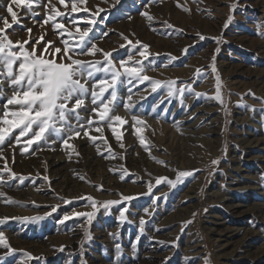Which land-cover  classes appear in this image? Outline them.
<instances>
[{"label": "rangeland", "instance_id": "374dc122", "mask_svg": "<svg viewBox=\"0 0 264 264\" xmlns=\"http://www.w3.org/2000/svg\"><path fill=\"white\" fill-rule=\"evenodd\" d=\"M47 2L41 0L32 13L13 5L20 23L6 30L14 42L29 39L27 28L33 41L43 35L37 54L45 41L62 49L65 39L78 42V34L69 38L67 31L58 34L51 21L43 24ZM9 3L0 0V16L11 23ZM52 3L65 13L57 21L74 33L68 20L76 17L83 31L84 18L98 12L91 42L111 52L118 67L129 54V66L143 60L138 54L143 49H134L124 37L133 44L139 40L149 45V58L143 60L149 77L176 80L178 88L191 84L193 91L170 97L164 88L153 92L149 81L118 82L112 115L126 123L111 126L89 111L95 107L89 96L80 115L97 123L88 136L82 132L69 140L75 151L50 137L56 142L22 152V146H13L14 130L2 154L17 177L4 172L0 182V231L15 251L0 247V264H264V0H87L81 7L89 12L71 15L70 0H65L67 9L59 0ZM77 58L104 60L100 53ZM217 74L223 104L211 98ZM93 83L88 80L87 86ZM3 88L0 116L13 94L7 81ZM129 94L131 110L125 106ZM133 117L145 123L137 125ZM92 136L98 139L93 142ZM3 164L0 159V172ZM177 170L195 171L175 187L156 183L157 177L176 181ZM121 194L134 199L123 201ZM88 196L97 201L95 210L91 201L81 199ZM108 200L122 202L105 209L100 202ZM93 211L91 221L70 215ZM66 215L70 218L64 220Z\"/></svg>", "mask_w": 264, "mask_h": 264}, {"label": "snow or ice", "instance_id": "6c2138e0", "mask_svg": "<svg viewBox=\"0 0 264 264\" xmlns=\"http://www.w3.org/2000/svg\"><path fill=\"white\" fill-rule=\"evenodd\" d=\"M71 10L69 15L72 13H78L84 11L89 12L87 7H81L85 5L87 0H70ZM41 0H10V3L6 6L7 13L11 16V23L7 17L0 16V98H3L4 82L7 81L9 86L13 89V94L7 98L4 106L2 116H0V159L4 160L3 172H0V182H3L4 172L10 173V177H17V174L8 167L7 158L3 156V145L6 139L10 137V134L14 130H18L16 136L13 138V146H22V152H28L33 144L40 148L42 143L53 144L55 137L60 139L61 143L72 151L75 148L69 143V140L75 137H80L81 133L88 136V129L93 124L97 123L92 119L84 120L80 115V110L85 106V100L89 96L91 97V103L95 107L89 111L94 113L98 118L99 122L107 121L111 126L113 123L123 125L126 123L124 118L119 115H112L115 109V101H117V84L127 83L131 85L133 81L143 83L149 81L152 86V91L155 92L158 88L167 89L168 96L180 95L187 90L192 92L191 84L186 87H177L176 80H157L149 77L146 74V68L143 60H148L150 53L148 52L149 45L142 44L139 40L133 44L131 40L124 37L128 41V44L136 49L139 45L143 50L138 52L140 57H143L141 61H135V66H129V62L132 61V55L129 54L127 60H121L119 67L111 59V52H104L102 49L97 47L95 43H92L93 37H90V33L93 32L92 25L96 24V16L98 12H92L91 18L85 17L87 24L83 31L79 26V21L76 17H72L67 22L75 27V33L71 30L65 29V23L58 22L57 17L65 16L64 12H61L52 0H48L46 7L50 10L49 14L44 18L43 24H48L50 21L53 24L58 34L64 35L67 31L69 38L78 34V42L70 44L69 40L65 39L62 41L64 47H50L53 42L45 41L44 46L41 48L39 54L36 51V45L40 44L43 40V35L37 37L34 41L31 38V28H27L26 31L29 33V39L24 41H13L7 34L6 30L11 29L13 24L19 25L18 13L13 10V5L16 8H22L28 13H32L34 6H38ZM61 5H64L65 9L68 8V4L65 0H59ZM235 4L232 5L234 9ZM185 11H190L184 8ZM98 11H104L99 9ZM148 20L153 18L147 13H142ZM67 20V17H65ZM232 17H229L231 20ZM43 24L41 27H43ZM168 27H172L168 25ZM108 33L104 32L102 35L106 36ZM260 34V33H258ZM203 35H199V39H204ZM30 44V48L25 45ZM123 47V45H122ZM186 53V49L183 50ZM97 53L102 54L104 57L103 61H89L82 60L77 57L79 56H95ZM59 56V60L57 57ZM175 60L176 57H170ZM214 60V57H213ZM212 71L216 72V68L213 64ZM97 73H103V77L97 79ZM201 73L200 69H197L196 75L199 76ZM123 77L124 79H121ZM93 80V86L91 89L87 86V81ZM84 81V82H82ZM222 83L219 75L216 76L215 84V95L211 97L221 104L224 103L221 94ZM108 94L107 96L105 94ZM131 93V89H129ZM197 96L201 93H195ZM251 95V93H249ZM206 95V94H205ZM128 103L125 105L129 110L132 108V95L129 94L127 97ZM183 103V101H181ZM14 106L13 109H9L8 106ZM87 110V109H86ZM264 111V110H262ZM72 117V119H69ZM137 125H142L145 122L137 117H133ZM75 121L73 123L72 121ZM83 121V122H82ZM97 132L102 133V128L97 127ZM111 131L116 135V139L119 141L120 133L117 128L112 126ZM139 134L140 129H136ZM27 137L25 140L21 138ZM91 139L95 142L98 137L92 136ZM141 144H144V137L140 136ZM120 147L124 145L121 143ZM147 150V148H146ZM108 151L114 157L115 153ZM14 160V154H13ZM158 163L164 164V161H157ZM213 164H217V160L212 161ZM123 169L121 179H123ZM195 170L192 171H179L177 170L176 181L170 180L167 177H157L156 183L159 184L162 181L167 182L169 185L175 187L176 183L181 182L183 178L194 174ZM151 175V174H149ZM23 179V177H19ZM47 180V177H44ZM149 187L151 188V181H149ZM102 190V186H101ZM0 193V196H3ZM123 201H131L134 199L133 196H124L121 194ZM91 201L90 206L95 210L97 207V201L91 197H81ZM120 200H108L100 202L101 205L107 209L110 205L120 204ZM65 203H71L70 200H65ZM53 206V210H55ZM127 208H123L119 212V218L121 221L125 219V212ZM71 216H83L89 221L93 218V212H72ZM195 215V214H193ZM70 216H64V220L69 219ZM24 220L29 219H41V217H24ZM2 223V221H0ZM190 223V221H189ZM145 221L143 219L139 222L140 231H143ZM85 237L90 238L87 230H85ZM0 247H4L11 251L10 244L5 237L4 233L0 231ZM119 250V245H117ZM27 259H33L30 254L25 253Z\"/></svg>", "mask_w": 264, "mask_h": 264}]
</instances>
